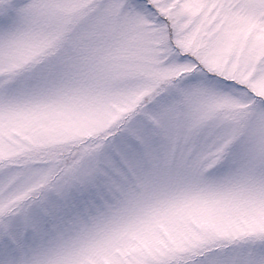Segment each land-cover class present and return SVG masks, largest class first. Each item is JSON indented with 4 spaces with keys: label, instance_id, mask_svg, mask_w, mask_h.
Here are the masks:
<instances>
[{
    "label": "snow or ice",
    "instance_id": "obj_1",
    "mask_svg": "<svg viewBox=\"0 0 264 264\" xmlns=\"http://www.w3.org/2000/svg\"><path fill=\"white\" fill-rule=\"evenodd\" d=\"M0 264H264V0H0Z\"/></svg>",
    "mask_w": 264,
    "mask_h": 264
}]
</instances>
